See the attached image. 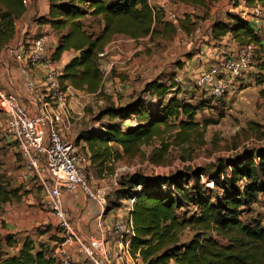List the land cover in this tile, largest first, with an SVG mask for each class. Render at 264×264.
Returning <instances> with one entry per match:
<instances>
[{
    "label": "trees",
    "instance_id": "obj_1",
    "mask_svg": "<svg viewBox=\"0 0 264 264\" xmlns=\"http://www.w3.org/2000/svg\"><path fill=\"white\" fill-rule=\"evenodd\" d=\"M149 1L48 0V14L35 17L33 22L49 25L58 34L52 61L59 60L65 51L78 53L59 76L61 84L100 95L103 72L99 54L115 36L135 41L152 40L160 35L170 38L179 22L184 32L189 33L185 29L189 16L177 24L165 22L160 6H152ZM169 1L207 10L220 0ZM245 1L264 5V0ZM26 10L22 0H0V52L14 39L16 22ZM87 16L101 19L97 33L81 21ZM228 19L229 22L222 19L214 22L211 27L214 40L231 35L239 45L254 42L260 48L259 57L264 60V40L257 35L251 21L236 16ZM172 89L174 85H167L160 78L145 85L143 92L155 102L154 108L143 97L125 106L110 100L95 117L98 123L107 117V123L81 130L75 145L82 154L85 149L89 157L83 155L89 163L103 172L117 160L137 156L143 145L155 139L165 144L163 138L169 129H177L174 137L177 143L190 142L193 133L200 129V123L195 121L196 113L209 100L193 106L178 97L179 91L171 92ZM133 117L134 126L124 125V121ZM250 128H257L254 131L260 133L258 125L250 123ZM167 147L164 146L163 153ZM204 175L207 183L213 184L212 189L201 181ZM164 187L170 195L163 193ZM261 192H264V147L220 159L207 168L152 179L140 172L124 176L105 208H120L122 200L135 199L130 211L133 225L130 253L132 256L138 253L144 264H169L171 260L177 264H264V212L258 218L243 219L247 208L258 202ZM21 196V189L11 187L0 174V209L20 201ZM183 207L192 213L179 216L178 210ZM185 229L193 235L187 242H181L180 235ZM36 232L43 233L40 229ZM14 242L15 235L0 237V264H59L45 244H36L29 235L16 253H5L4 246L12 248Z\"/></svg>",
    "mask_w": 264,
    "mask_h": 264
},
{
    "label": "rangeland",
    "instance_id": "obj_2",
    "mask_svg": "<svg viewBox=\"0 0 264 264\" xmlns=\"http://www.w3.org/2000/svg\"><path fill=\"white\" fill-rule=\"evenodd\" d=\"M149 2L153 5L151 0ZM226 2L229 6H223V9L214 3L207 10L197 8L198 10L195 13H186L185 11L179 13V21L189 16V21L186 22L185 28L189 33L184 32L180 22L178 24L176 22L177 30L173 37L169 38L160 35L149 40V42L142 41L141 44H137V46L140 45L142 48L140 54L136 56L138 60H136L134 65L128 64L129 67L123 66L124 68L121 72L118 68V70L113 69L110 65L107 67L102 66V70L109 72L104 80V84H106L105 82L108 85L111 84L114 91L111 90L109 95H107L108 93H101L99 96L96 94V97L82 106L78 103L77 99H84L85 96L76 93L74 96H71L70 94L67 100L74 98L77 101L78 106L81 107V116L75 122V125L71 127L66 137L70 140H75L81 130L91 126L98 127L102 123H107V117L103 118L99 123L95 122V117L111 99L118 106H125L132 100L143 97L147 105L153 106L152 108H154L156 105L155 102L143 90L148 82L158 78L167 85H174L175 89H172L171 92L179 91L178 97L191 103L193 106L201 105L203 100H209L197 88L194 80L189 79V76L186 74L182 75V70L185 68L187 61L193 59L197 53H200L204 46H210V50L217 53H222L226 49L227 46L225 45L224 38L214 40L213 36L208 34L215 21L230 16L250 20L251 18L248 15L253 12L255 14L258 10L261 11L264 8L262 3H259L257 7V5H249L245 0H241V2L239 0H227ZM163 5L160 4L159 6L161 7ZM32 7L33 0L27 10H30ZM230 7L232 9H229ZM222 11H225V14ZM245 13H248V15L245 16ZM81 21L89 30L95 33L100 30L101 19L99 17L93 18L87 16L81 19ZM197 27H200L202 32L200 35L193 36L190 39L189 35ZM117 37L120 40L130 39L122 35L115 36L114 39ZM261 39L264 40L262 37ZM182 41H188L187 45L188 43L190 45L186 49L181 48V50H175L176 45L178 46V43ZM258 60L259 64L242 80V86L239 92L231 98L225 97L220 101L209 100L206 103L207 106L197 111L195 121L200 123V129L198 132L193 133L190 142L177 143V140L174 139L177 129H169L163 138L165 144H161L159 140L155 139L151 144L143 145L141 152L137 156L133 158L124 157L117 160L111 167H106L103 172L97 171L93 165L86 161L84 162L83 169L86 171L88 183L94 188L99 187L102 184L101 180H103L108 186V191L103 195L105 203L108 204L112 200L114 192L119 190L121 180L124 176L140 172L147 178L152 179L157 176H168L189 169L207 168L217 163L220 159H227L247 150L264 147V82L262 81L264 79V70H261L264 60L259 55ZM125 80L130 82V89L127 92L120 89L122 85L126 84L124 82ZM103 87L106 86L103 85ZM69 108L72 114H74L73 109L70 106ZM129 123L132 126L136 124L134 117L130 118ZM250 123L258 125L260 133L254 131L257 128L251 129ZM164 146H168L165 153L162 152ZM115 147L117 148V146ZM21 162L23 164L22 159ZM22 167L24 168V165ZM10 178L13 180V177ZM200 179L203 183H207V177L205 175L201 176ZM15 184L12 185L14 186ZM207 185L210 189L213 188L212 183L208 182ZM17 188L22 190L23 186L21 185ZM162 191L165 194H171L167 187H164ZM130 211H125L128 215H126L127 218H123L124 222H130ZM189 212L187 208L183 207L178 210V215L182 216ZM263 212L264 192H261L258 196V202L250 208H247L243 219L250 220L252 218H258L260 215H263ZM43 228L47 230L50 228L51 230L52 226L49 225L48 228L43 226ZM54 228L51 233L40 239L49 250L54 247L52 241L55 240H52V238L62 239L59 236L62 232L58 229L56 221ZM192 235L193 232L185 229L180 235L181 242H187ZM30 237L32 238V236ZM34 237L35 239H32L36 244L41 243L37 235ZM23 239L24 237L20 241L22 242ZM16 244L18 243L14 242L15 248L18 247ZM14 247L12 249L4 246V252L8 254L16 253L18 250L14 249ZM54 249L51 251H54Z\"/></svg>",
    "mask_w": 264,
    "mask_h": 264
},
{
    "label": "built area",
    "instance_id": "obj_3",
    "mask_svg": "<svg viewBox=\"0 0 264 264\" xmlns=\"http://www.w3.org/2000/svg\"><path fill=\"white\" fill-rule=\"evenodd\" d=\"M31 2L32 0H22L26 9ZM178 7V4L161 6L163 20L175 24L180 12ZM247 15L248 13H245V16ZM248 16L258 20L259 24L254 27L257 35L264 39V8ZM31 27V23L27 22L19 29L17 21L16 28L21 36L16 48L12 49L7 45L1 52L7 50L13 53L16 60L24 65L22 70L25 84L33 92L37 111L31 114L15 94L0 90V111L6 116L1 137L18 146L25 175L33 178L39 186L44 204L56 219L58 229L67 237L68 245L59 248L58 251L59 264H75L73 256L67 249L74 244L79 247L88 264H111L113 254L108 251L106 244L97 237L86 236L77 231L64 208L62 194L77 189H82L88 199L101 202L104 206L106 203L105 201L102 203L99 193L87 181L83 168L84 162H89V159L80 152L75 140L68 139L62 131L64 123H69L73 119L67 97L76 89L66 83L61 84L59 71L52 67L46 36L25 37ZM201 32V28L197 27L189 38L198 36ZM208 34L212 36L211 30ZM224 42L227 47L222 53L211 51L210 46H204L202 51L197 53L198 59L203 57L204 66L195 73V85L209 100L220 101L225 97H233L241 90L242 80L259 64L260 48L256 43L239 45L230 35L224 38ZM106 54V51L101 52L99 58L105 57ZM39 64L45 65L46 73L43 80L37 84L31 78V73ZM102 72L104 76L109 73L107 70ZM99 92L109 93V89L102 87ZM134 202V198L124 199V210L130 211ZM99 218L101 220V217ZM112 234L119 246L115 255L140 258L138 253L133 256L130 253V240L133 234L131 220L130 222L117 220L112 226Z\"/></svg>",
    "mask_w": 264,
    "mask_h": 264
},
{
    "label": "crops",
    "instance_id": "obj_4",
    "mask_svg": "<svg viewBox=\"0 0 264 264\" xmlns=\"http://www.w3.org/2000/svg\"><path fill=\"white\" fill-rule=\"evenodd\" d=\"M151 1L155 6H159L160 4L175 6L176 4H178V9L180 11L179 13L184 11L186 13H195V11L198 10L197 7L182 3H173L169 0ZM226 1L227 0H220L216 4L217 6H221V9H223V6H229ZM239 1L241 2V0ZM257 3L260 2H249V5H256ZM229 9H232V7H230ZM48 11V0H33V7L30 10L28 9L24 16L18 20V28L21 29L23 24L27 22L31 23L32 27L25 35V37L38 38L42 35L46 36V38L48 39L47 51L51 56L55 51L58 43V34L49 25L33 26L34 18L39 16H46L48 14ZM222 12L223 14H225V11ZM222 20L225 22H229L228 18L226 17ZM250 20L253 26L259 24L258 20L252 17ZM20 36L21 35L16 28L15 37L8 44V47L12 49L16 48L17 41L20 39ZM149 40L150 38H145L144 40L140 39L139 41H135L133 39L120 40V38L117 37L106 46L104 51H106L107 54L105 57L100 58L99 60L101 69L102 66L107 67L110 65L113 69H119V71L121 72V70L124 68L123 66L129 67L128 64L134 65L136 60H138L136 56L139 55L140 51L142 50L141 46H137V44H141L142 41L149 42ZM187 42L188 41H182L181 43H178V46L176 45L175 50H181V48L186 49V47L190 45V43H188L187 45ZM77 55L78 53L73 50L65 51L62 53L59 60L52 61V67L57 69L61 75L65 66ZM198 55L199 54H196L193 59L188 60L185 68L182 70V75L186 74L187 76H189V79L194 80V83L196 82L195 73L204 66L203 57H201V59H198ZM23 67L24 65L16 60L13 53L7 50L0 52V90L4 93L15 94L19 102L31 114H34L37 111V102L33 95V92L29 90L25 84V77L22 70ZM45 73V65L39 64L33 68L31 78L34 79V81L38 84V82L43 80V78L45 77ZM107 75L108 74L103 76L104 78L102 80V87L104 85L109 89V92L111 90L114 91L113 86L110 83V85H108L107 82H105L106 84H104V80L106 79ZM124 82L128 84L122 85L120 89L127 92L128 89H130V82L127 80H125ZM75 93L85 96L84 99H77L78 103H80L81 106L96 97V94H89L84 91L78 90H75L74 93L71 94V96H74ZM107 95H109V93ZM77 101H75L74 98L68 100L69 106L73 109L74 114L73 119H71L69 123H64L63 125L62 131L65 136L69 133L71 127L75 125V122L81 116V107L78 106ZM72 120L74 121L72 122ZM129 121L130 119L124 121V125H131ZM5 122L6 116L3 112L0 111V174L8 178L7 180L10 182L11 186H13L12 184L16 183L13 187H20L22 185L23 189L21 190L22 196L20 201L8 203L3 206L2 209H0V237H4L8 234L15 235L16 242L18 243L16 245L18 247H14V249L18 250L24 240L23 239L21 242V238H25L28 235L32 236L33 239H35L34 236L37 235V238L41 242L40 239H42L44 236L48 235L52 232V230L55 229L54 227L56 219L54 218L50 209L44 204L41 196V191L35 181L32 180L33 178L27 177L24 173V168H21L23 164L18 152V146L1 137V132L5 126ZM83 146H85V144H83ZM83 150L85 155L89 157L87 151L85 149ZM10 177H13V180H11ZM101 182L102 184L99 187H94V189L101 196L103 203V195L108 191V186L103 182V180H101ZM62 200L64 208L67 211L69 219L75 229L86 236L97 237L101 240L102 243L106 244L108 251L113 254L111 264H144L141 258H137L136 256L128 257L126 255H115V251L118 250L119 246L117 244V241L115 242V238L112 234V226L117 220L127 218L126 215L128 214H126L123 208L124 200H122L120 208L107 210L105 208L106 206L102 205L101 202L88 199L82 189H77L74 192L62 194ZM99 217H101V220ZM49 225L52 226L51 230L49 228L50 231L43 228V226H46L48 228ZM38 229H41V232L43 233L38 234L36 232ZM59 236L62 238L61 240H59V238H52V240H55L52 241L54 245L52 249H55L54 251H50L51 255L56 259L58 256L59 248L68 245L67 237H65L63 233ZM67 249L73 256L75 264H88V261L85 260L86 257L80 252L79 247L76 244L67 247ZM55 251L57 252L54 253ZM169 264L177 263L174 260H171Z\"/></svg>",
    "mask_w": 264,
    "mask_h": 264
}]
</instances>
